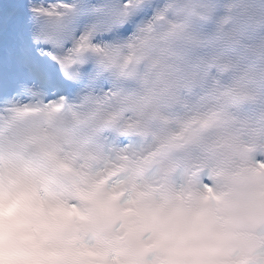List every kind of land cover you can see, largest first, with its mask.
Returning a JSON list of instances; mask_svg holds the SVG:
<instances>
[{
  "label": "snow or ice",
  "instance_id": "6c2138e0",
  "mask_svg": "<svg viewBox=\"0 0 264 264\" xmlns=\"http://www.w3.org/2000/svg\"><path fill=\"white\" fill-rule=\"evenodd\" d=\"M145 11L144 0H0V132L19 129L53 165L68 167L56 155L50 126L61 109L79 117L87 108L96 125L92 158L119 161L121 175L105 190L109 201L123 195L154 196L186 212L190 226L211 223L228 228L246 225L232 248L234 264H264V185L248 182L264 168V155L244 157L224 167L209 158H195L163 170L146 172L136 146L102 135L115 123L122 105L118 77L138 44L132 31ZM127 37V39H125ZM26 198L10 186L0 166V264H28L35 257L15 250L13 242L28 235L41 240L60 234L81 239L85 246L89 204L104 187L95 174L85 187L58 188L47 173L25 176ZM127 186V187H126ZM34 234V235H33Z\"/></svg>",
  "mask_w": 264,
  "mask_h": 264
},
{
  "label": "clouds",
  "instance_id": "9594fccd",
  "mask_svg": "<svg viewBox=\"0 0 264 264\" xmlns=\"http://www.w3.org/2000/svg\"><path fill=\"white\" fill-rule=\"evenodd\" d=\"M131 32L138 44L123 49L132 56L118 77L122 105L115 123L102 135H116L136 146V157L146 163V172L209 158L218 165H238L253 154L264 155V0H144ZM127 39V37H125ZM79 117L61 109L50 126L58 148L57 157L66 169L38 150L19 129L0 132V166L19 196L25 192V176L47 173L58 188L85 187L99 173L104 187L89 204L90 219L100 222L104 195L121 175L119 161L103 171V160L92 158L96 125L87 108ZM248 182L264 185V168L249 175ZM127 187V186H126ZM119 212L111 224L124 227L145 218H158L156 211L135 195H121ZM34 235V234H33ZM64 236L14 240L13 247L35 257L42 247L58 243Z\"/></svg>",
  "mask_w": 264,
  "mask_h": 264
},
{
  "label": "bare ground",
  "instance_id": "6f19581e",
  "mask_svg": "<svg viewBox=\"0 0 264 264\" xmlns=\"http://www.w3.org/2000/svg\"><path fill=\"white\" fill-rule=\"evenodd\" d=\"M24 193L21 194V199H25Z\"/></svg>",
  "mask_w": 264,
  "mask_h": 264
}]
</instances>
